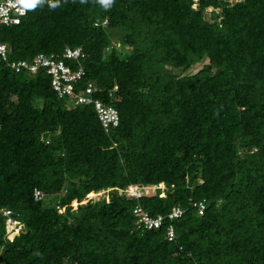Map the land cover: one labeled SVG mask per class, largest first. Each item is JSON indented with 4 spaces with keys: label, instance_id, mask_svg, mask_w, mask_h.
Masks as SVG:
<instances>
[{
    "label": "trees",
    "instance_id": "obj_1",
    "mask_svg": "<svg viewBox=\"0 0 264 264\" xmlns=\"http://www.w3.org/2000/svg\"><path fill=\"white\" fill-rule=\"evenodd\" d=\"M26 9L18 25L0 23L9 51L0 208L23 228L7 230L0 214V264H264V0H30ZM66 48L84 56L74 91L92 86L117 127L60 98L47 67L8 65L41 54L77 71ZM159 184L139 198L118 193ZM136 206L184 213L147 231Z\"/></svg>",
    "mask_w": 264,
    "mask_h": 264
},
{
    "label": "built area",
    "instance_id": "obj_2",
    "mask_svg": "<svg viewBox=\"0 0 264 264\" xmlns=\"http://www.w3.org/2000/svg\"><path fill=\"white\" fill-rule=\"evenodd\" d=\"M30 0H0V23L3 25H18L20 23V17L26 14V4ZM196 1V0H195ZM237 2L240 0H231ZM8 47L5 43L0 42V59L5 61L8 55ZM52 57V56H51ZM84 56L80 48L70 49L66 48L63 52L62 58L78 62ZM11 69L15 72H19L22 69L28 70L30 72H35L40 66L47 67L48 73L52 75V88L56 94L61 97H68L74 105H93L96 110L98 120L104 130H109V128H115L119 124V115L116 109L110 106L104 105L101 101L93 98V93L95 89L92 86L85 87L81 92L74 91V82L80 80L83 75V70L81 67L77 71H70L68 67L64 65L62 61L54 62L48 60L44 55H37L34 59L33 64H29L25 60L11 61L8 64ZM117 87L114 86V90ZM156 189H165L163 184L154 186L148 191L151 194ZM119 194H127L130 197L139 198L143 193L136 187H129L123 191H118ZM33 196L35 200L41 198V192L37 189L34 190ZM196 208L197 214L202 215L204 212V202H199L193 204ZM183 211L179 208L173 209L166 216L151 217L147 212L143 211L141 207L136 206L133 210L134 216L137 218V225L144 230H154L159 229L164 221L172 222L182 217ZM0 214L7 218V230H11L14 227V222L9 220L11 211L7 209L0 208ZM167 240L172 242L174 239V232L172 226H169L166 233Z\"/></svg>",
    "mask_w": 264,
    "mask_h": 264
},
{
    "label": "clouds",
    "instance_id": "obj_3",
    "mask_svg": "<svg viewBox=\"0 0 264 264\" xmlns=\"http://www.w3.org/2000/svg\"><path fill=\"white\" fill-rule=\"evenodd\" d=\"M104 2L107 4V3H112V0H104ZM29 3V2H28ZM26 14H27V9H26ZM26 14L24 15V16H22V17H20V22H21V20H22V18H24L25 16H26ZM119 46V45H118ZM73 62V61H72ZM75 64L76 65H78V67H81L82 68V70H83V67H82V65L80 66L79 64H81L80 63V60L78 61V62H75ZM160 185V184H159ZM164 185V184H163ZM131 187H136V188H138L142 193H143V195H149V193H147V192H145V191H148L147 189H150V188H152V187H154V186H151L150 188H145V187H142V186H131ZM35 190V189H34ZM38 190V189H37ZM40 191V190H39ZM108 191H112V190H108ZM34 192V191H33ZM107 193H109V192H106V194ZM91 194V193H90ZM93 195H95V193H92ZM41 195L43 196V193H41ZM104 195V197L107 199V197L105 196V194H103ZM142 195V196H143ZM42 196H41V198H42ZM40 198V199H41ZM87 198H89V199H85L86 200V202L88 201V200H90L91 198L89 197V195H87ZM33 199H34V196H33ZM39 199V200H40ZM35 200V199H34ZM35 201H38V200H35ZM74 203H76V202H74ZM3 209V208H2ZM9 219V218H8ZM137 219V218H136ZM11 221L12 222H14V227L10 230L11 232L13 231V230H17V231H21V230H23V228H22V223L21 222H19V221H16V220H12L11 219ZM136 223V222H135ZM6 224H7V221H6ZM136 225H137V223H136ZM137 227L138 228H140L138 225H137ZM6 229H7V225H6ZM142 229V228H141ZM142 230H144V229H142ZM147 231H152V230H147ZM167 238V237H166Z\"/></svg>",
    "mask_w": 264,
    "mask_h": 264
},
{
    "label": "rangeland",
    "instance_id": "obj_4",
    "mask_svg": "<svg viewBox=\"0 0 264 264\" xmlns=\"http://www.w3.org/2000/svg\"><path fill=\"white\" fill-rule=\"evenodd\" d=\"M200 69V65H198V66H194V67H192L190 70H188L187 72H185L184 74L185 75H188V74H194L196 71H198ZM106 192H111V191H108V190H106V191H101V192H99V193H96L95 195H89V197L91 198V199H93V200H95V201H97V200H100L101 198H104V195L103 194H105V196L106 197H108V193L106 194ZM43 197V196H42ZM86 199H89V198H87L86 197ZM86 202V200H84L82 203H85ZM76 206H77V204L76 203H72V207H73V209H75L76 208ZM61 212H63V210H61Z\"/></svg>",
    "mask_w": 264,
    "mask_h": 264
}]
</instances>
